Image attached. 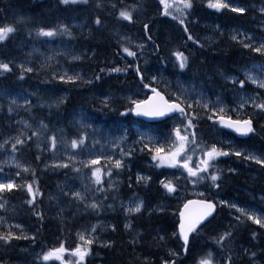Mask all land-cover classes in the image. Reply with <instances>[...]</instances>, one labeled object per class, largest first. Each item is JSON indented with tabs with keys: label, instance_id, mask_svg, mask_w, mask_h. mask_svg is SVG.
I'll return each instance as SVG.
<instances>
[{
	"label": "snow or ice",
	"instance_id": "6c2138e0",
	"mask_svg": "<svg viewBox=\"0 0 264 264\" xmlns=\"http://www.w3.org/2000/svg\"><path fill=\"white\" fill-rule=\"evenodd\" d=\"M57 4L60 6H71L77 4H88L89 0H56ZM194 0H159V4L163 6L161 15L170 16L173 20H176L183 27V31L187 34L188 28L185 26V14H191L193 9ZM97 8H101L102 4L100 0H97ZM111 7L115 8L116 5L112 4ZM138 5L121 7L116 13L118 20H124L128 22L133 21L134 12L138 10ZM207 7L210 9H215L217 12L222 9H227L232 13L243 15L248 9L240 4H234L231 0H207ZM254 7V6H253ZM259 12L264 16V6L259 9ZM31 22L23 16H18L13 24H3L0 25V46L6 43L12 36H15L19 32L20 25H23L25 31H27L28 36L32 38L37 37H54L58 35H69L72 33L69 31L65 24H58L56 27H35L30 28L28 25ZM96 25L101 24L100 17L94 20ZM148 25H144L145 34L147 35ZM218 27V26H217ZM240 37V39H238ZM126 39L121 37V40ZM150 40L151 37L149 36ZM230 39L236 43H239L244 49H248L251 52L260 53L264 55V29L261 30V37L259 43L257 44L253 36L245 31L233 30ZM188 41H193V43L198 44V41H194L191 35H187ZM247 41V42H246ZM137 47L143 48V45H138ZM120 48L123 53H126L128 57H136L137 53L130 50L128 46L120 44ZM158 51V48H157ZM31 52L27 53L30 58ZM171 56L175 57V62L173 66L178 68L180 72L178 74L182 75L189 67L188 57L184 55L181 51H172ZM54 57L48 56L45 58V63L41 64V68L50 66L49 62ZM72 60H80L79 55L72 56ZM264 68V65L260 66ZM128 68H133V65L128 64L125 68L120 67H110L107 71L109 72H122L127 71ZM17 70V79L23 81L26 74L32 73L34 71L33 67L30 66V60L15 61L12 59H7L0 61V77H5L8 74H13V70ZM136 77L139 80V85L137 91L133 93L135 97H141L142 95L146 98H131L129 97V107L125 108L124 112L120 115L123 116L125 113L134 114L137 117H144L148 119H171L175 123L171 128V133L164 138L163 141L159 139H153L148 137L147 142L144 141L145 133H139L138 140L142 144V151L147 150L151 161L154 162L153 166L155 168H170L176 169L179 175L173 173L171 176H165L164 178L158 179L157 183L159 187L168 196H179L181 191H184L187 185H192L195 187L201 182H207L211 188H219L218 181L220 180V175L215 169L213 161L217 157L228 156L229 152L218 148L215 143L210 146H201V142L197 140L196 132L197 124L196 121L201 115L205 116L209 121H214L218 123L223 128L232 130L233 132L241 135L247 136L250 133H254L255 129L253 127L252 117L255 115H264V100L258 102L257 97L260 93L254 95H241L238 98L237 105L235 108L227 109L221 103L219 97L216 100H210L205 97L203 92L196 91L193 89L189 91L185 89L180 81H177V90L171 93L166 92L163 89H159L157 86H152L153 84H164L167 85L168 81L164 80L162 76L157 77V75H152L150 77V82H145L147 77L145 76V69L140 66H135L133 68ZM244 72V79H239L235 76H224V79L232 84H237L239 87L236 88V92L239 93L243 91L246 86V81L253 85H256L258 89H264V78H259L253 75L250 71L242 69ZM101 69V72H104ZM99 75L96 79H99ZM52 79L58 80L62 83H91V80H84L78 71L72 70V74L69 75L68 72L56 73L52 75ZM144 89L150 90L151 94L143 92ZM4 95H8L5 93ZM30 95H35L30 94ZM18 100H22L23 103H19ZM64 98L58 97L50 102H47V107L51 113L52 109H58L64 104ZM103 108H110V98L105 95L102 101ZM33 105L30 99L26 96H20L19 94L15 97H11L8 100L7 111L9 114L13 113L17 108H24L25 111L31 112ZM40 107H44V103L40 104ZM250 107L252 112L244 115L245 110ZM196 108L202 109V113H197L193 115ZM229 112L237 113V119H233ZM18 123L23 124L25 128H31V125L26 120H21ZM75 123L79 126L78 132L70 140L67 138L63 130H59L61 135L59 138L53 135H47L46 131L42 132L40 130H48V125L44 124L41 120L38 123L37 130L32 131L30 136H25L23 132H19L15 136H8L0 143V149H4L5 145H11V153L15 154L20 151L21 148L28 145L29 141L36 138V146L40 148V136L44 135L45 140L43 141L44 147L43 152L52 150L53 157H55V152L58 146L62 144L63 149L66 153L64 160H54L51 165L45 164V168L51 166L53 168H63L69 169L78 175L82 173V169H88L90 175L87 176V183H84V176H81V182L83 184V191L72 190L69 187V191H62V195L68 198L69 204H75L76 210L80 211V205H83V211L85 213L99 214L105 209H115L116 200L118 196V184L119 181H113V176L120 175V171L126 167V158H130L132 153L135 151V147L130 148L125 151L123 147H120L121 143L125 141V136H118L109 139L106 135H102L100 139H97V135L100 134V130L93 127L92 124L84 123L82 120H76ZM92 129L91 134H88L87 130ZM126 131V130H125ZM103 141V142H101ZM134 144L137 141L133 142ZM99 145V149H97ZM19 146V147H18ZM109 147L111 149H117L119 147V156H115L114 153L109 152ZM71 150H77L75 152ZM199 150L200 156L193 159L196 151ZM237 157H240L242 153L240 151H234L231 153ZM78 156H84V159H78ZM41 155L36 156V160L39 161ZM244 160H251L258 165L264 167V156H256L253 154L243 155ZM78 163L82 167H74L73 164ZM7 164L12 168L19 169L16 171L14 176L4 175L0 179V209H5L7 200L5 195L15 191H25L28 199L25 203L32 208V212L35 216L43 219V215L40 211L36 209V197L40 195L39 189L34 188L33 185L36 183L35 171L22 165L19 161L15 160L14 155L4 161H0V165ZM229 171H233L229 169ZM3 167H0V173H3ZM23 174L30 173L31 180L29 181L25 178ZM67 175V173H66ZM163 175V174H161ZM107 176L108 180L105 182L103 177ZM16 178H20L17 182ZM152 176L150 175H139L136 176L137 184H144L145 187L150 186L152 181ZM181 180L184 184H181ZM105 183L107 187H105ZM131 187V184H129ZM110 190V191H109ZM85 193L90 194L93 198L91 202H88V196ZM195 195L201 197L199 199H184L183 203L179 206L177 213V220L174 224V231L172 236L176 238L179 242V246L175 250H169L168 255L170 257H178L181 254H187L191 251L194 246L193 242L198 239V234L200 229L207 222L208 218L211 217L216 208V204L212 200H208L204 197L203 192L195 193ZM165 197V198H166ZM111 198L113 203L107 204L106 201ZM221 205H226L230 209H235L240 215L235 217L237 222H240L241 216L246 217L247 220L252 221L257 224L260 229H264V214L257 216L253 210L238 207L235 203H230L225 200H220ZM120 210L125 217L124 229L130 235L129 243L135 251V246L140 243L142 234L135 231L131 223L132 217L137 214L143 215L144 211H147L149 215L152 214L153 209L146 208L145 202L139 198L133 196L130 197L128 201L120 202ZM156 211H162L160 206H155ZM63 209H61V213ZM75 215V213H74ZM4 218L0 217V222H3ZM97 224H92L85 228L83 231L77 232L78 243L72 248L71 255L74 256L75 264H86V257L91 253V246L97 242L98 237L96 235ZM111 228L113 232L116 231L114 225H107ZM19 230V234L15 231ZM251 237L253 240L257 239V233L252 232ZM234 238V229L229 227L223 232L218 233L213 236L212 243L215 248H209L202 255H198L195 259L194 264H233V255L231 254V249L227 252L225 251L226 246L229 241ZM261 238L264 239V233L261 234ZM31 240L35 243V236H28L23 231V226L21 224L9 225L8 230L0 231V247L5 250L9 249L15 241L19 240ZM156 239V238H154ZM159 240H163L164 237H158ZM105 248L114 247V242L111 240L103 241L102 245ZM256 247V245H254ZM69 252L66 249L63 241L59 243V246L48 248L47 250H42L41 253H37L32 264H40L41 261L44 264H49L51 261H59L60 264H73L72 261H65L64 254ZM215 253H218L216 255ZM7 255V251H5ZM243 255L248 257V264H264V260L257 261V256L264 257V249H260L259 252L251 251L248 248L243 250ZM0 264H5L4 260L0 258ZM144 264H147V257H145ZM161 264H182L181 261L176 259H162Z\"/></svg>",
	"mask_w": 264,
	"mask_h": 264
},
{
	"label": "trees",
	"instance_id": "16d2710c",
	"mask_svg": "<svg viewBox=\"0 0 264 264\" xmlns=\"http://www.w3.org/2000/svg\"><path fill=\"white\" fill-rule=\"evenodd\" d=\"M22 1L23 0H0V25L13 24L18 16L26 17L31 22L28 25V27L30 28H52L61 23L65 24L68 27L69 31L72 33L71 36L58 35L54 37H46V39L41 41L40 37H37L35 39L39 40V43H42L45 40L58 44L63 41L65 44L61 45L64 46H66L67 43L70 47H72L75 56L79 55L80 57L83 56L85 58V61H83L82 59L71 60L69 63L75 67V70L82 72V77L84 80H91L92 82L62 83L49 77V71L51 68L49 69L47 68V66L44 67V71L40 69V72L36 76V79L31 77L33 73H29L26 74L23 81H16V73L18 74V72L14 69L13 74H8L6 76L8 77V79L5 77H1V86L9 90L17 87L21 89L25 88L23 91H26L29 94L25 95L30 99V102L34 101V103L41 102L46 104V107L42 108V112H37V114L44 116V119L46 120L44 124L48 125V127H50L51 129L53 127L52 130H63V132L67 134L75 135L78 132L79 126L75 123V113L82 112L83 114H86L83 108L88 111L94 112L96 109L95 106L98 105L97 101L100 102V110H105L106 112L110 111L112 115L114 114L115 116H120V112L124 111L126 108V103L123 101L121 96H125L128 92L133 90V88L142 87L137 82V77L133 68L138 65L142 69H145V66L151 65V60L161 63H163L164 61H168V59L171 58V52L177 50L180 47L182 49L181 51L187 54L186 55L184 53V55L187 56L189 60V67L186 71V74L180 75L178 74L179 71L176 70V72L173 69H170L169 72H174V74H177L175 76H177V78L183 80L184 82L185 80H188L197 83L203 89H195L189 84L187 85V87L190 90L195 89L196 91L200 92H203L207 88L209 90H213L220 87L223 90H227L230 85L225 82H220L218 79L219 74L235 71L237 67L246 65L249 62H259V57L255 55L253 57L251 53L250 56L244 59L245 55H247L246 52L243 49V51H241L240 47L234 45L230 39L225 37L222 38L221 43L217 44L216 47L206 46L196 38V35L199 39L202 38L201 36L203 32L201 31L200 25L195 26L194 31L196 32V35L194 31H191L192 36L195 38L193 40L198 41L199 49H195L193 46L196 43H193V41H188L187 38L182 33H180L177 27L172 28L167 26L166 23L168 22L164 21L166 19V16L161 14L157 15L154 4L150 5L152 8L148 6L149 2H152L151 0H123L119 9L114 12H104L103 7L97 8L95 6L97 0H91L92 3L86 6L87 8L82 7L83 9H76L75 11L77 14L82 16L83 19L81 20L86 21L85 25H87L88 27L86 29L75 25H72L71 27L70 22L67 21L71 18V15H69L71 6H60L57 4L56 0H25L26 2H29V5L27 6L25 3H22ZM249 1L250 0L246 2ZM118 2H120V0ZM131 2L139 6L138 10L135 11L136 24L134 27L126 25L125 23L119 21L116 17V13L120 10V8L129 6ZM106 4H110L109 0L106 2ZM198 12L206 14L204 10L198 8L194 9L193 14L197 15ZM253 14H255V11L252 9V7H249V16L230 12L227 15L225 14L220 19H217L224 25L226 24L227 20L231 21L232 19H234L235 21L232 23V25L252 28L251 26L254 25L256 19L251 20V23L249 24L243 25H240L238 21L241 23L240 20H245ZM97 17H100L101 19V24L99 26L94 23V20ZM192 23L193 22H189V25H192ZM145 24L149 26L147 35L145 34L144 29ZM18 27V34L12 36L6 43L0 46L1 61L4 60L5 57L12 60H15L18 57V51L20 50L17 51L15 43L23 46L22 48H25V43L27 39L30 38V36H28L27 31H25L23 25H20ZM77 29H81L80 32ZM119 32L128 34L127 36H125V38L127 39L122 41L126 42V40H128V42L136 48H139L137 46L140 44L130 42L129 37H132L137 42H139V40L143 41V39L149 41L148 37H151L153 35L155 41L154 45L156 50L158 48V52L154 53V50L151 47L147 46L148 51L140 52L137 56V61L134 58L122 59L120 57V55H122L120 52V44L118 41H114V38H116V33ZM25 33L27 35H25ZM69 46L68 48H70ZM144 46L145 44L143 45V47ZM30 52L32 53L30 58L26 55L27 57L25 56L23 59L19 60H30V66L33 68L36 67L35 64H43L39 59H37L36 52H34L33 50H31ZM58 56L64 55L58 54ZM69 63H67V61H64V65L62 66V68L65 69V71H68V74H72V72L70 71L71 69H68L67 67ZM128 64L133 65V68H128L127 71L122 72L107 71L110 67L125 68ZM101 69H104L105 71L101 72ZM97 75H99V79H96ZM145 76L148 78L146 71ZM147 81L148 79L145 80L146 83ZM62 89H65L68 93L65 96V102L58 109H52L50 113L47 107V102L61 97V95L59 94H61L60 90ZM144 91L146 90L144 89ZM219 91H221V89H219ZM33 93L35 95H30ZM105 95L110 98L111 110L103 108L102 101L104 100ZM35 100L37 101L35 102ZM5 107L7 109L8 105H5ZM37 109H41V107L37 106ZM2 116L3 117H0L1 132H14L16 126L12 125V122H8L7 125H5L4 123L7 120L5 111L2 113ZM84 119L85 121L89 122V124H94L95 127H101L99 125L101 119H98L97 116L95 117L93 122H91V119L88 116ZM200 122H197V124H199ZM206 122L207 121H204L203 124ZM255 128H258L260 130L259 132H261L260 134H262L263 128H260V123L257 120L255 121L254 129ZM21 129L22 131H27V129L24 127H21ZM28 132L31 134L32 131ZM258 137L260 138L261 136L259 135ZM37 149L38 148L36 144L34 145L28 143L22 153H20V156L25 158V164H30L31 167L35 170V173L37 174V185L39 188H43L44 193L42 195L40 205L36 206V209L42 213L43 219L41 220L40 218L35 216L32 212V209L28 205L22 204L21 208L17 210V212L22 215L20 218H18V221L20 219H24L27 223L30 222L32 231H34L35 228H38L39 232L35 234V243H33L31 240H26L25 242H27L29 245L24 246L21 242L17 241L14 242L7 250L0 247V258H2L4 262L7 263L16 261L24 257L29 258L32 256V254L28 253V248H30V252L35 253L36 251H39V249H36L37 247L40 248V246L45 247L44 245L50 246L53 243H59L64 236L65 239L63 240V243L65 248L69 249V252L66 253L70 256V250L74 248L77 243L74 237V232L78 228L83 229V226H85L88 221L98 217H103L104 219L114 224L116 228L115 232H113L112 230L109 231L107 227H104L100 230V237L106 238L103 241H113L115 246L112 248H105L101 246L103 242L101 241L102 239L100 241H97L96 244L92 245L90 255L86 257V264H144L146 256L142 255L141 253L149 254L150 258L147 256V264H161L162 259H173V257H170L168 255V253L169 250H173V246H175L178 242L176 238L172 236V233L174 231V224L177 220V215H175L176 212L174 211H166L164 213L155 214L156 210H154L151 215L143 214L133 217L131 222H134V226L136 227L135 229L140 231L143 238L141 239L140 243L135 246V251H133V247L129 243L131 237L123 227L124 216L122 215L120 207L118 206V200L127 199L131 195H133V191L131 192V189L128 188L129 184L127 183V181L129 180H133L131 187L135 189L134 185L137 184V181H134L133 178H136L137 173L133 169H124V171H120V175L116 177V181H119V191L114 210L105 209L99 214L85 213L84 211H82L80 213L76 212V215H74V213L72 212L67 215V220L62 221L61 216L60 218L56 219L54 216H51V211L56 210L55 207H52V204L56 202V199L59 196L51 197V191L48 192V190L52 186H54V190H52L51 194H59V191L57 189L58 178H62L63 183L76 181L75 179L71 181L69 175H66V171H60L59 169L53 168L51 166L45 168V164L50 165V163L45 158L40 159L39 161L36 160ZM135 164L140 165L139 163ZM221 172H223V170H220V173ZM141 173L153 176V179L150 182V186L141 187L138 191L141 196L147 198L148 205L152 206L153 202L159 200L157 205L162 206L160 200L168 199L172 204L170 205V207H173L175 209L179 208V201L177 200V198L175 196H172L171 198L166 197V194L157 183V180L163 176L161 175L164 174L163 171H158L154 168L149 169L147 166H143L141 168ZM240 174L242 175L243 172ZM24 176H29V181L31 180L30 174H25ZM222 176L223 177L218 181L219 188L217 189L220 193H222L223 197H234L240 200L251 202L254 200L252 195L247 196L243 193V191L245 189L251 190V187L253 185L259 186L260 188V183H257L256 180H253L251 179V177L247 176L236 178L227 173L222 174ZM262 186L263 190H261L260 188V190L256 191L254 188L253 190H255V193H264V185L262 184ZM111 200L112 199L109 198L107 201ZM70 209L73 210V208ZM117 210L119 211L118 213L116 212ZM54 219L56 221L52 225V221ZM220 221V223H217V225H212L211 227L214 226L212 229L206 226L205 229L203 228L204 231H200L201 233L198 236V239L193 242L194 246L192 247L190 253L191 256L196 255L195 251L199 249V245L203 246L199 249V252L204 249L206 250L212 248L214 246L211 238L213 236H216L219 232L224 231V227L222 226L224 221L227 220ZM214 223H216L215 220ZM229 227H232L234 229V238L229 241L228 245L226 246V252L229 249L232 250L233 248H235L234 244L237 241L242 242L250 248L254 247V245H256V247L262 246L264 239L261 238V234L264 232L258 233L257 241L254 242L253 240L252 243L251 233L256 232L257 229L253 225L249 224L248 220L245 217H241L240 222H237L235 220V217H232V225L225 227V230ZM219 228H222L223 230H219ZM0 231L3 230L0 229ZM61 233H64L65 235L61 237ZM160 236H163L164 239L159 240L158 237ZM59 238L61 239L58 240ZM157 247L159 248V250L160 248L162 249V254L160 253L161 251H156ZM150 249H152L153 251H151ZM5 251H7V255H5ZM192 261L193 260H189L187 256L183 257V259L181 260L182 264H191Z\"/></svg>",
	"mask_w": 264,
	"mask_h": 264
},
{
	"label": "rangeland",
	"instance_id": "374dc122",
	"mask_svg": "<svg viewBox=\"0 0 264 264\" xmlns=\"http://www.w3.org/2000/svg\"><path fill=\"white\" fill-rule=\"evenodd\" d=\"M246 1H248V0H246ZM246 1L245 0H231V2L234 3V4H240L241 2L247 3ZM261 1L255 2V4H254V8L258 12H259V9L262 6H264V3L261 2ZM22 3H25L27 6L29 5V2L28 1L26 2L25 0H23ZM193 5H194V9H196V8L202 9V10H204V12L206 14L205 15H201L200 14L201 16L198 15L199 12L197 13V15L193 14L192 15V20H190L189 22H193L194 21V22L198 23L199 25H201L204 28L205 35L202 34L203 36H201V37H203V39L205 41H207L208 44L215 43L218 40L220 35L227 34L228 36H231V34L233 33V30H237V29L240 30V31H245V32L250 33L253 36L254 41L257 44L259 43V40H260V37H261V30L264 29V18L248 17L249 19H252V20L256 19V22L254 23V25L251 26L252 28H250V27L247 28L245 26L241 27V26H238V25H223V23L218 20V19H220L218 17L220 15H225V14L227 15L228 13H230L229 10L222 9L221 11L217 12L215 9H210V8L207 7V0H194ZM240 5H242V4H240ZM260 15H261V13H260ZM216 18H218V19H216ZM194 19H196V20H194ZM127 35L128 34H124L123 36L125 37ZM238 39H240V37H238ZM129 41L130 42H134L135 44L139 43L140 45H144V44L147 45L146 43L148 42L145 39H143V41L139 40V42H137L132 37H129ZM61 44H65V43L63 41H61L58 44V43H53V42L45 40L42 43L34 45L33 49H32L34 52L37 53V59H39L40 62H42V63H45V58L46 57H48V56L54 57L49 62L50 65H52V64L54 65V68H51V69L49 68L50 69L49 77L51 79H52V75L54 73L53 71H55L56 73L65 72V69L62 68V66L64 65V61H67V63H69L70 60H72L71 56H75V54L72 53V51H71L72 49L67 47L68 46L67 44H66V46L61 45ZM242 49L247 54V55L244 54L245 55L244 59H246V57L250 56V53H251V55L253 57H254V55L259 57V62H253V64H251L252 62H249V64H247L246 66L239 67L235 72H232V73H229V74H224L223 76H225V75H227V76H235V77H238L239 79H244V72H243L242 69H246V70L250 71L253 75H255V76L259 77V78H264V68L260 67L261 65H264V60L262 62H260V59H263L264 55H261L260 53L251 52L250 50L244 49L243 47H241V51H243ZM30 51L31 50H29V52ZM75 52H76V50H75ZM58 54H63L64 56H58ZM81 59L83 61H85V58L83 56H81ZM19 61L20 60H17V62H19ZM35 65H36V67L33 68L34 71L32 72L33 74L31 75V77L36 79V76L39 74L40 69L44 71V68H41V65H37V64H35ZM67 67H68V69H71L70 70L71 72H72V70H75V67L72 64H70V63H69V65H67ZM170 69H173L174 71L177 70L176 67L173 66V62H172L171 58H169L168 61H164L163 63L155 62L153 69H150V70L146 71V74L148 75V78H147L148 82H150V77L152 75H157L158 79H159L160 76H162L164 78V80L168 81V84L167 85H164V84H153L152 86H157L159 88H163L168 93H171V92H174V91L177 90V81H180V83L183 85V87L185 89H188V87H187L188 84L190 86H192L193 88H195V89H203L201 86H199L195 82H192V81L188 82V80L184 79L185 82H186L185 83L183 80H180L179 78H177V76H175L177 74H174V72H169ZM60 70H61V72H60ZM75 71H77V70H75ZM66 72H68V71H66ZM78 72L81 74V76H83L82 72H80V71H78ZM17 75L18 74L16 73V77H17ZM69 75H71V74H69ZM172 75H174V76H172ZM6 78L8 79V77H6ZM15 79H16V81H20L17 78H15ZM224 82L228 83L230 85L228 87L229 90H223L221 87L220 88H215L213 90H209L207 88L205 91H203V94L204 95L206 94L205 97L210 99V100H213V101L216 100L218 96H221L222 98L221 97H219V98L221 100V103L225 106L226 110L230 109V108H235L236 105H237L238 98L241 95H254V94H256L258 92V93H260V95L257 97L258 102L261 99L264 98V89H260L262 91L261 92L260 90H258L256 85H253L250 82L246 81L245 88L243 89V91H241L239 93L236 92V88L239 87L238 83L234 85V84H232V83H230V82H228L226 80H224ZM138 88H141V87H138ZM138 88H134L133 90L128 92L125 96H121L123 101L125 103L128 102L129 101V99H128L129 97H131V98H145L143 95L141 97L133 96V93L135 91H137ZM14 89H15V91H14ZM219 89H221V91H219ZM20 90H22V89L19 88V87L12 88L11 90H8L10 93L17 92V93L11 94L10 98L17 96L19 94L18 91H20ZM188 90L192 91L190 89H188ZM60 91H61V94H59V95H61V97H63L64 101H65L66 98L64 97V93L66 91L64 89H62ZM143 92L146 93V91H144V90H143ZM19 95L20 96H26L25 94H19ZM65 95H66V93H65ZM36 101L37 100H35V102ZM18 102L19 103H23L22 100H18ZM36 104H38V106L40 107L41 102H38ZM45 105L46 104H44V107H46ZM4 109H6V107ZM37 111L38 112H42V109H37ZM202 112H203L202 109L196 108V110L193 113H194V115H196L197 113H202ZM250 112H252V109L250 107H248L245 110L244 115H247ZM228 114L229 115L238 116L237 113H235V112H229ZM86 117H87V115L83 114L82 112L81 113L80 112H76L75 113V121L76 120H82L84 123L89 124V122L85 121V119H84ZM252 119L255 120V121L258 120V115L253 116ZM200 120H201L202 123L204 121H207V122L203 124L204 125V129L203 130L201 129V131H199V129H198V131L196 132L197 138L200 139L205 145L210 146L211 144L215 143L218 148H221V149L226 150V151L229 152L228 156L217 157L216 160L213 161L214 167H215V169L218 171V173L220 175V179L224 176V175L222 176V174L227 173V174H230L232 177L240 178V177L247 176V177H251V179H253V180L255 179V180H258L259 182L261 181V182L264 183V167H262L261 165H258V164L254 165V164L248 163L245 160H243V161L239 160V163H237V162L233 163V165L231 167L227 166V164L230 161H233L236 158L238 159L237 156L231 154L234 151H240L244 155L250 153V154H253V155H256V156H264V121H260V120L258 121L260 123V128H263L262 134H259L261 137L260 138L258 137L257 140L254 141V142H250V144L249 143L245 144V143L239 141L236 137L235 138L231 137L227 133L224 134V132H219L216 129H214L212 126H215V124H210V122L207 120V118L205 116L201 115L200 118L198 119V121H196V124H197V122H200ZM174 123H175L174 120H170V122L168 123L167 127L164 128L162 125H158V124L146 125V124H143L140 120H134L130 124L123 125L121 127V131L118 132V133H115V134H101L100 133V134L97 135L96 138L100 139L102 135H106L109 139H111L113 137H118V136H125L126 139H125V141H123L121 143L120 147H123L125 151H128L132 147H135V150H136L137 149L136 145H141L142 146V144L138 142V140L140 139L138 137L139 133H145L146 134L145 137H143L145 142H147L148 137H151L153 139H159V140L163 141L164 138L167 137L171 133V128L174 125ZM90 130L92 131V129H88L87 132L90 131ZM259 133H261V132H259ZM134 141H137V143L134 144L133 143ZM101 142H103V141H101ZM242 144H244V145L241 146ZM96 147H97V149H99L100 146L97 145ZM108 150H109L110 153H114L115 156H117V157L119 156V147L117 149H111L109 147ZM71 151L75 152L77 150H71ZM134 152L132 153L130 158H126V167L123 168L121 171H124V169H131V165H133V164H135L137 162L140 164V162H143L145 160H147L145 163L149 162V163L154 164V162L151 161V159H150V161H148V159H146V158H143V157H140V156H136V155L134 156ZM198 152H199V150H197L196 153L194 154L195 157H198ZM1 154L4 156L5 152L2 151ZM12 156H13V154L8 153L4 160L9 159ZM65 157H66V153H65V151L63 149V146L61 144V146L59 148L58 155L54 157V160H64V162H68L65 159ZM84 158H85L84 156H78V159H84ZM4 160H2V161H4ZM15 160H17V159L15 158ZM240 162L244 166H248L250 168H253L255 172H253V171H244L243 174L241 175L240 174V170H239V167L241 166V165H239ZM2 166H3V168H7L8 171L4 170L3 173H0V179H2L4 177V175H7V176L11 177L10 176L11 172L9 171V169H15V168H12V167H10L7 164H3ZM154 169H157L158 171H163L164 174H163V176L161 178H164L165 176H171L173 173L179 175V172L176 169H170V168H154ZM229 169H232L233 171L230 172ZM85 170H86V172H83L82 176L86 177V179H87V176H89L90 173H89L88 169L85 168ZM220 170H223V172L220 173ZM66 173L69 175V178L72 181L75 176L71 177V171H70V173L66 171ZM137 174H139V175H147V174L141 173V172H137ZM137 174H136V176H137ZM24 177L29 180V176H24ZM80 177H81V175H80ZM259 177H261L263 179L261 180V179H259ZM106 178H108V177L104 176L103 180L105 181ZM133 179H134V181L136 180L135 177ZM62 180H63L62 178H58L57 189L59 191V194H57V193L51 194L52 190H54L53 189L54 186H52L48 190V192L51 191L50 192V196L51 197L59 196L56 199V202H54L52 204V207H55L56 210L55 211H53V210L51 211V216H54L55 219L56 218H60V216H61V220L63 221V220L67 219V215L69 213H72V212L75 213V212H77V210H76L75 204H71L70 205L69 202H68V198L62 195L61 189H63V191H69V187H71L72 190L83 191V184H77V183H72V182L63 183ZM113 181H115V180H113ZM84 182H85V179H84ZM127 183L128 184H132L133 180H129V181H127ZM181 184H183V183L181 182ZM206 185H207L206 182H203L202 184L196 185L192 189H188V187H186V192L189 193L190 195H195V193L203 192L206 189ZM196 187H201V188H197L196 189ZM253 187L256 189V191L259 190L258 186H254L253 185ZM151 189H152V187H151ZM131 192H132V190H131ZM243 193L248 196L249 194L252 193V191L244 190ZM219 194L221 195L220 192H219ZM24 195L27 196L26 193H24ZM85 195L88 196V200L90 198H93L88 193H85ZM253 195H254L255 201L256 200L260 201V203L264 205V202L261 201L263 196L261 195L260 192H258V193L253 192ZM195 196H197V195H195ZM130 197H133V196H130ZM129 198H127L124 201H128ZM140 200H143L145 202V206H146L147 198L146 199H140ZM223 200L228 201L230 203H235V204H237L238 207H242V208H247V209L253 210L257 216H261L262 214H264V211L261 210L259 207H257L256 203H243V202L236 201V200H233V199H223ZM18 202H19V198L18 197H14V198H12L11 209L8 210L6 208V206H5V209H0V217L4 218V221L0 222V229L3 230V231H6V230H8V226L9 225L21 224L23 226L24 233L31 237V236H33L35 234V231H32L29 228V227H31V224L27 223L24 219H20L18 221V218H20L22 216L19 212H17V210L19 208ZM0 203H3V201H0ZM157 203H158V201L156 202V205H157ZM156 205H154V207ZM82 206L83 205H80V208ZM157 206H160V205H157ZM222 206L224 207V209H226V212H223L221 214V216H222L221 220H225L226 216L229 217L227 222H224L223 226H222V227H224L223 229L225 230V227L232 225V216L236 217V216H238L240 214L237 213L235 211V209H230L226 205H222ZM70 208H74V210H72ZM160 208L162 210H164L165 206H160ZM46 209H47V207H46ZM61 209H63L62 213H61ZM142 211H143V209H142ZM116 212L118 213L119 211L117 210ZM241 217H243V216H241ZM10 218H12V219H10ZM24 218H26V217H24ZM55 219L52 221L53 224L56 221ZM93 224H97L98 225L97 226L96 235L99 238L101 233L98 232V231H99V227L102 225V221L94 222ZM104 224L114 225L111 222H109L108 220H105ZM103 227H105V226H103ZM79 229H82V228H79ZM223 229L219 228V230H223ZM83 230L84 229H82L81 231H83ZM110 230H111V228H110ZM134 230H136V229H134ZM262 230L264 231V229H262ZM15 231L19 234V230L18 229H16ZM136 231L140 232L139 230H136ZM60 235L62 237L64 234L61 233ZM60 239L61 238H59L58 240H60ZM19 242H21V241H19ZM21 243H22V245L25 246V243H23V242H21ZM244 246L247 247L244 244H243V246L241 245V246L237 247V250H238L239 254L241 253V251H243L245 249ZM146 250H149V249H146ZM150 250L153 251L152 249H150ZM27 251H28V253L32 254V256L29 257L28 259L20 261L19 264H32V261L35 259L36 254L39 253V251L38 252L36 251L35 253L30 252V248H28ZM156 251H161L160 253L162 254V249L161 248L159 250V248L157 247ZM231 251H235V249H232ZM141 254L146 256V257L148 256L150 258L148 253H146V254L141 253ZM22 256H24V255H22ZM144 256H142V257H144ZM233 257H234V255H233ZM67 261H72L73 264H75V260L72 257H69L66 260V262ZM40 264H44V262L41 261ZM49 264H60V262L59 261H51V262H49Z\"/></svg>",
	"mask_w": 264,
	"mask_h": 264
},
{
	"label": "bare ground",
	"instance_id": "6f19581e",
	"mask_svg": "<svg viewBox=\"0 0 264 264\" xmlns=\"http://www.w3.org/2000/svg\"><path fill=\"white\" fill-rule=\"evenodd\" d=\"M108 0H100V2H101V4H102V7H103V11L104 12H114V11H117L118 9H119V7H120V5H121V3L123 2V0H120V2H118L119 0H109V2H110V4L109 5H107L106 4V2H107ZM149 2V1H148ZM52 3V2H51ZM112 4H115L116 5V7L115 8H113V7H111V5ZM5 5V4H4ZM49 5V4H48ZM148 5V4H147ZM150 5H153V3L152 2H149V7L150 8H152ZM45 8V7H44ZM62 9V8H61ZM205 15V14H203L202 12H199V15ZM200 15V16H201ZM41 16V15H40ZM217 19V18H216ZM251 20L252 19H249V18H246L245 20H240L241 21V23L238 21V23L240 24V25H243V24H249V23H251ZM235 20L234 19H232L231 21L230 20H227V22H226V24L225 25H232V23L234 22ZM167 24V26H169V27H172V28H175V26L173 25V24H170V23H166ZM70 25V24H69ZM68 25V26H69ZM224 25V24H223ZM239 26V25H238ZM71 27H72V25H71ZM70 27V28H71ZM75 27V26H74ZM80 27V26H79ZM73 29V28H72ZM77 30H79V29H77ZM81 30V29H80ZM80 30H79V32H80ZM75 31H76V29H75ZM118 31H120V30H118ZM121 33H123V34H121ZM124 34H126V33H124V32H119V33H116V38H114L113 36V38L115 39L114 41H118L119 42V44H123V42L124 41H122L121 40V37H124L123 35ZM25 35H27L26 33H25ZM25 39V38H24ZM127 39V38H126ZM21 40V39H20ZM125 40V39H124ZM126 41H128V40H126ZM112 42V41H111ZM67 44V43H66ZM68 45V44H67ZM69 46V45H68ZM67 46V47H68ZM15 47H16V49H17V51L18 50H20V51H18V57L15 59V61H17V60H19V59H23L26 55H27V53H29V49L27 48V47H25V48H22L23 46H21V45H19V44H17V43H15ZM70 47V46H69ZM22 48V49H21ZM71 48V47H70ZM72 49V48H71ZM181 51V50H180ZM74 51L72 50V53H73ZM181 52H183V51H181ZM187 55V54H186ZM27 57V56H26ZM72 57V56H71ZM148 59V58H147ZM146 60V59H145ZM1 61V60H0ZM71 61V60H70ZM147 61V60H146ZM149 61V60H148ZM143 62H145V61H143ZM148 63V62H147ZM154 61H152L151 60V65L150 66H145V70L147 71V70H150V69H153V67H154ZM249 64V63H248ZM146 65V64H145ZM247 65V64H246ZM246 65H242V66H246ZM239 67H241V66H239ZM239 67H237L236 69H235V71L239 68ZM235 71H232V72H235ZM232 72H226V73H222V74H219L218 75V79H219V81L220 82H222V83H224V74H229V73H232ZM148 82V81H147ZM188 82H190V81H188ZM195 84V83H194ZM132 85V84H131ZM132 87V86H131ZM159 88V87H158ZM134 89V88H133ZM159 89H161V88H159ZM9 90V89H8ZM59 90V89H58ZM65 90V89H64ZM146 90V93H148V94H151L150 93V90H148V89H145ZM165 90V89H164ZM227 90H229L228 88H227ZM14 91H15V89H14ZM52 91V90H51ZM66 91V90H65ZM64 91V92H65ZM128 91V90H127ZM166 91V90H165ZM205 91V90H204ZM63 92V93H64ZM167 92V91H166ZM36 93V92H35ZM56 93V92H55ZM66 93V95L68 94L67 93V91L65 92ZM65 93H64V97L66 96L65 95ZM146 98V97H145ZM34 102V101H33ZM144 118V117H143ZM142 118V119H143ZM146 120H149V119H147L146 118ZM264 121V119H263V117H262V115H258V120L257 121ZM253 127H255V120H253ZM197 129H199V131H201V129L203 130L204 129V125H203V123L201 122L200 124H198L197 125ZM236 138L239 140V141H241V142H243V143H247V141H242L241 140V138L239 137V136H236ZM249 144H250V142H248ZM247 143V144H248ZM137 156V155H136ZM138 163V162H137ZM147 163H149V162H147ZM238 163V162H237ZM248 163H250V164H256L255 162H253V161H251V160H249V162ZM239 165H241L240 167H239V170H240V173H242V172H244V171H253V172H255L254 171V169L253 168H250V167H248V166H244L241 162H240V164ZM146 167V166H145ZM152 173V172H151ZM127 174V173H126ZM152 175V174H151ZM153 177V176H152ZM259 179H263V178H261V177H259ZM255 180V179H254ZM256 182L257 183H260V188H261V190H263V186H262V184L264 185V183L263 182H259L258 180H256ZM203 182H201V184H202ZM201 186V185H200ZM197 188H201V187H196V189ZM258 188H259V186H258ZM260 188H259V190H260ZM254 189V187L252 186L251 187V190L250 191H252V193L251 194H249V195H252L253 196V198H254V195H253V192H255V190H253ZM245 190H247V189H245ZM261 193V195L263 196V198L261 199V201L262 202H264V193L263 192H260ZM192 196H195V195H192ZM158 197V196H157ZM222 198L223 199H233V200H236V201H240V202H243V203H256L257 204V207H259L261 210H263L264 211V205L263 204H261L260 203V201H255V199L251 202V201H244V200H240V199H238V198H234V197H223L222 196ZM187 199H190L189 197L187 198ZM73 210H74V208H73ZM223 212H226V209H223L222 210V213ZM80 213V212H79ZM84 214V213H83ZM86 215V214H85ZM81 216V215H80ZM90 216V215H89ZM233 217V216H232ZM229 219V217L228 216H226L225 217V220H228ZM70 222V221H69ZM110 222V221H109ZM124 222H125V220H124ZM124 222H123V225H124ZM224 222H227V221H224ZM52 225H53V223H52ZM107 227V226H106ZM104 228V227H103ZM79 229V228H78ZM137 230V229H136ZM135 230V231H136ZM76 232V231H75ZM75 232H74V236H75ZM243 244V243H242ZM245 245V244H244ZM201 247H203V246H201V245H199V249L201 248ZM199 249L197 250V251H195V253L197 254L198 252H199Z\"/></svg>",
	"mask_w": 264,
	"mask_h": 264
}]
</instances>
